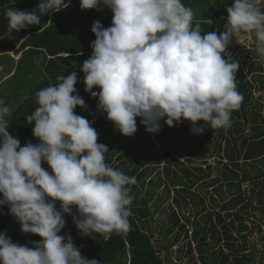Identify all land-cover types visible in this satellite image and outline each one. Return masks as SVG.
I'll return each mask as SVG.
<instances>
[{
	"label": "clouds",
	"instance_id": "9594fccd",
	"mask_svg": "<svg viewBox=\"0 0 264 264\" xmlns=\"http://www.w3.org/2000/svg\"><path fill=\"white\" fill-rule=\"evenodd\" d=\"M259 2L232 0L218 35L202 33L199 23L193 27V11L182 0H79L81 10L107 7L112 13L108 27L92 22V51L80 66L84 91L127 137L137 131V117L150 133L160 131L161 120L170 127L187 121L196 134L230 127L243 96L235 79L239 63L227 47L236 34L253 32L264 58ZM69 5L70 0H39L30 11L10 8L5 15L9 28L18 31ZM57 80L35 93L37 106L26 117L34 124L35 144L21 146L9 133L11 110L0 99V207L7 206L22 232L41 238L28 247L0 232V264H99L81 255L71 235L59 234L65 214L81 237L107 240L131 228L133 197L127 186L136 179L105 162L109 149L97 143L94 121L75 113L76 107L86 110L75 87L77 72Z\"/></svg>",
	"mask_w": 264,
	"mask_h": 264
},
{
	"label": "trees",
	"instance_id": "16d2710c",
	"mask_svg": "<svg viewBox=\"0 0 264 264\" xmlns=\"http://www.w3.org/2000/svg\"><path fill=\"white\" fill-rule=\"evenodd\" d=\"M71 2L74 7L42 16L40 25L16 31L9 28L6 11L10 8L30 11L39 0H0V37L9 35L4 50L21 54L15 72L11 71L13 63H8L11 66L3 68L2 73H12L9 76L12 77L21 74L19 68L27 67L30 73L35 69L43 78L17 106L11 103L9 126L17 133L21 146L33 143L34 124L27 123L26 117L37 106L35 93L59 83L58 76L66 77L75 71L78 79L75 87L88 109L85 118L94 121L97 143L109 149L105 162L135 177L136 183L127 186L133 197L132 214L128 217L131 228L127 234L113 233L107 240L101 235L81 237L72 216L67 214L65 227L59 234L71 235L81 255L96 259L99 264H175L169 259L175 243L176 251L184 253L191 264H264V93L255 99L253 86L258 79L264 83L259 62L249 57L240 62L232 57L239 63L235 79L243 101L232 112L230 127H206L196 134L187 121L170 127L161 120V129L153 140L137 117V131L127 137L114 129L113 123L105 119L106 114L97 111V99L84 91L81 82L80 66L89 58L90 43L95 39L92 22L99 21L108 27L112 13L107 7L81 10L79 0ZM182 3L193 11V27L199 23L202 33L207 34L227 24L226 7L231 6L232 0H182ZM259 8L264 10V6ZM7 52L0 54V61L7 56L13 62ZM26 58L28 62L24 65ZM260 83L257 88L263 89ZM74 111L80 113L81 108ZM201 124L202 121L197 122V126ZM212 148L217 153L219 168H213L207 161ZM42 167L48 169L46 163ZM213 170L216 176L210 177ZM198 182L208 189L207 196L194 190ZM143 189L144 193L139 195ZM171 192L170 212L166 214L169 221L159 224L154 220L155 208L157 211ZM150 201L156 202L154 209ZM189 206L191 209L184 212L183 208ZM0 232H6L12 242L28 247H34L32 242L41 239L22 232L6 205L0 207ZM255 233L259 234V240L253 236ZM181 237L186 240L179 241ZM183 257H177L180 261L177 264H189L182 262Z\"/></svg>",
	"mask_w": 264,
	"mask_h": 264
},
{
	"label": "rangeland",
	"instance_id": "374dc122",
	"mask_svg": "<svg viewBox=\"0 0 264 264\" xmlns=\"http://www.w3.org/2000/svg\"><path fill=\"white\" fill-rule=\"evenodd\" d=\"M214 4V3H213ZM71 7H74V4L71 2L70 5ZM258 7H262L264 6V0H260L259 4L257 5ZM224 31V27H219L216 29V33L219 35L220 33H222ZM9 38V35L6 36H2L0 37V54L5 53L7 51L4 50L5 47V41ZM227 51L231 54V56L235 57L238 61L242 62V58L243 57H249L250 60H256L259 62V64L261 65V70L262 73L264 74V58L260 57L256 51V38L253 32H241L236 34V36L232 39L231 43L228 45L227 47ZM9 54V56L13 59V62L8 60V57H3L1 58L0 61V99H3L5 101V104L10 108L11 103H14L15 106H17V103L22 99V97L24 95H26L27 93H29L33 87L37 84L40 83L41 80L43 79L40 75V73H36V70L34 69V73H30V71L28 70L27 67H22L19 68V71L21 74H15L12 77H9L11 74L9 75H5L4 73H2L3 68H5L6 66H11V64L8 63H13V69L11 70L12 72H15L16 69V65L18 63V61L20 60L19 58L21 57L20 53H16L14 50L8 51L7 52ZM28 59H23V64L27 65ZM37 64L39 65V59H37ZM244 71H247V68H243ZM43 74V72H41ZM248 79L251 78V75L248 74ZM258 83H260V80L258 79L256 82H253V86L255 87L254 90V98L258 99L260 98L259 95H262V93H264V88L263 89H258ZM260 85L264 86V83H260ZM87 106H86V110L81 108L80 113L75 112L76 114L85 117L86 114H88L87 111ZM8 121H9V117H7ZM189 123V122H187ZM9 133L11 135H13L14 137L17 138V133L14 132V129L11 128V125L8 126ZM247 127H246V132H247ZM151 137L153 138V140H155V133H151ZM37 139L35 138V141L33 142V144L37 143ZM224 144V141H223ZM158 146V145H157ZM216 151L213 150V148L210 150V152L207 153V156L209 158H207L208 163L211 164V166H213V168H219L221 165L218 164L217 162V157H216ZM199 162H196V164ZM210 177H214L216 176V172H214V170L211 172ZM207 180L204 179L203 181ZM202 181V183H203ZM201 182H198L196 184V186L194 187V190L196 192H199V194H201L202 196H207L209 194V192L207 191L208 189H206L203 184ZM158 193H161V191H157ZM208 192V193H207ZM144 193V189L142 191H139V195H142ZM173 196V193H170V198L166 199L164 203H162L159 207V209L156 211L155 208V204L153 201H150V206L152 209L155 208V212H154V220H156V222L158 221L159 224L162 223L163 220H165V222L167 223L169 221V218L166 217V214L169 211V203L171 202V198ZM176 209V208H175ZM189 209H191V207H184L183 211L187 212ZM191 232H188V236H190ZM156 233H154V237H153V242L155 243V241H157L156 239ZM253 236H255L257 238V240H259V234L255 233ZM252 237V236H251ZM186 238L181 237L179 241H185ZM251 240V238H250ZM252 240H255V238H253ZM178 244H174L172 246V253L169 254V259L174 262L175 264L179 263L180 261L178 260L177 257H183L181 260L183 263L188 262L189 264H191V261H189L190 259H188L186 257V255L184 253H179L177 252V246ZM254 264V263H253ZM257 264V262L255 263Z\"/></svg>",
	"mask_w": 264,
	"mask_h": 264
}]
</instances>
